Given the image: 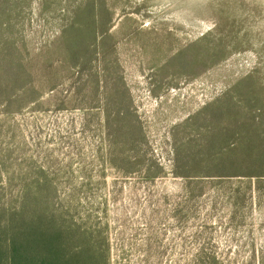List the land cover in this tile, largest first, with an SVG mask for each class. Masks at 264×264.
<instances>
[{"label": "rangeland", "instance_id": "374dc122", "mask_svg": "<svg viewBox=\"0 0 264 264\" xmlns=\"http://www.w3.org/2000/svg\"><path fill=\"white\" fill-rule=\"evenodd\" d=\"M11 1L0 49L23 73L0 103V202L48 181L108 264H264V168L176 165L264 147V0ZM92 1L93 39L75 20ZM241 123L257 136L231 135Z\"/></svg>", "mask_w": 264, "mask_h": 264}, {"label": "trees", "instance_id": "16d2710c", "mask_svg": "<svg viewBox=\"0 0 264 264\" xmlns=\"http://www.w3.org/2000/svg\"><path fill=\"white\" fill-rule=\"evenodd\" d=\"M21 5L24 2L0 0V45L4 41L1 35L11 27L12 15L18 17L22 13ZM97 14V3L92 1L79 8V18L75 19L82 23L92 39L98 29ZM75 26V21L71 20L63 32L65 37ZM6 44L8 55L4 47L0 49V103H8L15 95L17 90L13 89L19 85V75L23 73L21 65L10 62L12 45L10 41ZM235 131L238 136H257L256 127L251 124L241 123L229 132L232 135ZM193 153L191 161L177 158L180 170L211 174L221 170L247 172L264 168V147L260 145L244 143L229 148L210 143L195 146ZM230 154L239 155L238 160L223 158ZM251 154H254L253 159H246ZM242 157L245 159H240ZM49 185L46 180L39 181L32 190L29 184H24L16 197L6 204L0 202V264H108L104 239L82 229L64 210L56 209Z\"/></svg>", "mask_w": 264, "mask_h": 264}]
</instances>
